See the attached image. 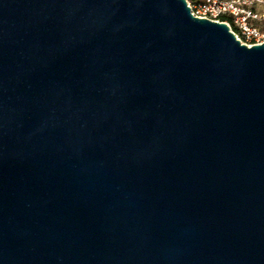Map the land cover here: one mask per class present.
Returning a JSON list of instances; mask_svg holds the SVG:
<instances>
[{"label":"water","instance_id":"95a60500","mask_svg":"<svg viewBox=\"0 0 264 264\" xmlns=\"http://www.w3.org/2000/svg\"><path fill=\"white\" fill-rule=\"evenodd\" d=\"M0 264H264V43L187 0H0Z\"/></svg>","mask_w":264,"mask_h":264},{"label":"built area","instance_id":"2783aa9c","mask_svg":"<svg viewBox=\"0 0 264 264\" xmlns=\"http://www.w3.org/2000/svg\"><path fill=\"white\" fill-rule=\"evenodd\" d=\"M196 17L227 23L237 38L249 47L264 43V32L255 23L264 20L256 7L261 0H200L192 4L187 0ZM228 17V21H225ZM237 32L234 31V29Z\"/></svg>","mask_w":264,"mask_h":264},{"label":"rangeland","instance_id":"374dc122","mask_svg":"<svg viewBox=\"0 0 264 264\" xmlns=\"http://www.w3.org/2000/svg\"><path fill=\"white\" fill-rule=\"evenodd\" d=\"M199 2H200V0H192V4H198ZM256 9L259 12V14L264 16V0H261V2H259V4L257 5ZM263 27H264V25H263ZM234 31L237 32L236 29H234Z\"/></svg>","mask_w":264,"mask_h":264},{"label":"trees","instance_id":"16d2710c","mask_svg":"<svg viewBox=\"0 0 264 264\" xmlns=\"http://www.w3.org/2000/svg\"><path fill=\"white\" fill-rule=\"evenodd\" d=\"M224 19H225V21H226V20L228 21L229 18H228V17H225ZM255 25H256L261 31L264 32V27H263V25H264V20H261V21L256 22Z\"/></svg>","mask_w":264,"mask_h":264}]
</instances>
